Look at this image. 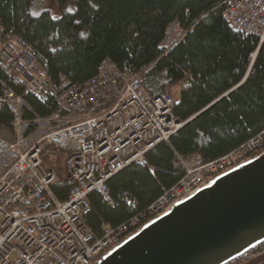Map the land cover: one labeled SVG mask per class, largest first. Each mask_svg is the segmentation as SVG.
<instances>
[{
	"label": "trees",
	"instance_id": "1",
	"mask_svg": "<svg viewBox=\"0 0 264 264\" xmlns=\"http://www.w3.org/2000/svg\"><path fill=\"white\" fill-rule=\"evenodd\" d=\"M34 1L0 0V39L17 36L42 54L52 83L60 77L84 83L110 59L122 72L139 75L151 96L180 88L174 113L184 125L147 153V165L132 163L107 181L113 205L97 192L88 195L84 222L96 237L105 226L148 222L149 207L183 177L184 160L199 155L201 163L210 162L264 137V43L227 26L226 0H51L33 15ZM175 21L185 37L165 50L161 44ZM6 89L39 116L58 112L53 97L38 96L10 79L0 60V95ZM11 122L9 108L0 106V127L10 128ZM49 149L60 151L47 146L43 159ZM58 176L51 187L64 200L73 182ZM263 251L264 243L228 264H242Z\"/></svg>",
	"mask_w": 264,
	"mask_h": 264
},
{
	"label": "built area",
	"instance_id": "2",
	"mask_svg": "<svg viewBox=\"0 0 264 264\" xmlns=\"http://www.w3.org/2000/svg\"><path fill=\"white\" fill-rule=\"evenodd\" d=\"M223 17L231 30L264 43V0H226ZM184 37L175 21L161 47L170 50ZM0 60L10 79L38 96L50 95L58 106V112L42 117L14 91L0 95V106L12 113L0 138V264H95L147 222L105 226L96 237L84 222L88 195L97 192L113 205L107 181L132 163L147 165V153L184 125L174 113L176 99L151 96L139 75L122 72L110 59L84 83L71 84L65 77L52 83L44 56L17 36L0 39ZM47 146L67 152L73 186L64 200L51 187L58 174L43 165ZM263 151L260 135L210 162L201 163L199 155L184 160L183 177L149 207L148 222Z\"/></svg>",
	"mask_w": 264,
	"mask_h": 264
},
{
	"label": "water",
	"instance_id": "3",
	"mask_svg": "<svg viewBox=\"0 0 264 264\" xmlns=\"http://www.w3.org/2000/svg\"><path fill=\"white\" fill-rule=\"evenodd\" d=\"M7 130L0 127V138ZM264 243V151L149 222L95 264H228Z\"/></svg>",
	"mask_w": 264,
	"mask_h": 264
},
{
	"label": "rangeland",
	"instance_id": "4",
	"mask_svg": "<svg viewBox=\"0 0 264 264\" xmlns=\"http://www.w3.org/2000/svg\"><path fill=\"white\" fill-rule=\"evenodd\" d=\"M51 3V0H35L32 8V13L33 15H38L40 14L47 5ZM54 16H58V13L54 12ZM180 92L179 87H175L172 89L170 94L173 97H178ZM67 152L65 150H60V151H55L53 149H49L46 152V155L43 159L44 163L43 165L51 169L52 171L56 172L58 175L61 177H67V171L65 168V159H66V154Z\"/></svg>",
	"mask_w": 264,
	"mask_h": 264
},
{
	"label": "crops",
	"instance_id": "5",
	"mask_svg": "<svg viewBox=\"0 0 264 264\" xmlns=\"http://www.w3.org/2000/svg\"><path fill=\"white\" fill-rule=\"evenodd\" d=\"M175 99H178V97H175ZM242 264H264V251Z\"/></svg>",
	"mask_w": 264,
	"mask_h": 264
},
{
	"label": "snow or ice",
	"instance_id": "6",
	"mask_svg": "<svg viewBox=\"0 0 264 264\" xmlns=\"http://www.w3.org/2000/svg\"><path fill=\"white\" fill-rule=\"evenodd\" d=\"M67 11L71 12V11H72V8H68ZM52 19H57V17L53 16ZM75 23H76V24H79L80 21L77 20V21H75ZM177 103H179V101H177Z\"/></svg>",
	"mask_w": 264,
	"mask_h": 264
},
{
	"label": "bare ground",
	"instance_id": "7",
	"mask_svg": "<svg viewBox=\"0 0 264 264\" xmlns=\"http://www.w3.org/2000/svg\"><path fill=\"white\" fill-rule=\"evenodd\" d=\"M224 5V4H223Z\"/></svg>",
	"mask_w": 264,
	"mask_h": 264
}]
</instances>
